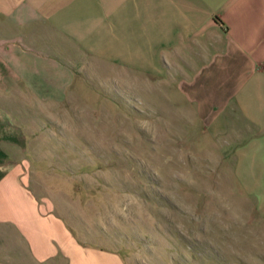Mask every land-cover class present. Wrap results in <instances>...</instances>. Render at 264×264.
Wrapping results in <instances>:
<instances>
[{
	"label": "rangeland",
	"instance_id": "rangeland-1",
	"mask_svg": "<svg viewBox=\"0 0 264 264\" xmlns=\"http://www.w3.org/2000/svg\"><path fill=\"white\" fill-rule=\"evenodd\" d=\"M91 65L28 122L37 198L63 232L42 239H71L58 264H264V138L213 135L185 90Z\"/></svg>",
	"mask_w": 264,
	"mask_h": 264
},
{
	"label": "crops",
	"instance_id": "crops-1",
	"mask_svg": "<svg viewBox=\"0 0 264 264\" xmlns=\"http://www.w3.org/2000/svg\"><path fill=\"white\" fill-rule=\"evenodd\" d=\"M94 57L185 90L213 135L264 138V0H0V264H58L71 240L42 239L60 230L37 198L28 122Z\"/></svg>",
	"mask_w": 264,
	"mask_h": 264
}]
</instances>
